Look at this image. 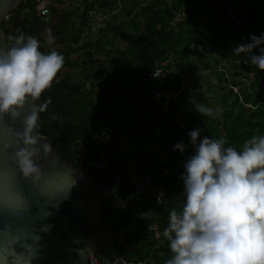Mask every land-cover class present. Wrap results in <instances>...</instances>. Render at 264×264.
<instances>
[{"label": "trees", "instance_id": "16d2710c", "mask_svg": "<svg viewBox=\"0 0 264 264\" xmlns=\"http://www.w3.org/2000/svg\"><path fill=\"white\" fill-rule=\"evenodd\" d=\"M147 2L143 4L132 0L124 8L127 17L132 16L126 23L132 25L136 31L131 35L127 45L117 50L119 58L125 60L120 68L109 70L104 60L98 64V60L95 59V53L106 57L112 54L109 48L112 42L109 41V35L105 30H102L104 34L95 41H85L78 46L68 45V50L63 52L64 65L51 88L44 93V98L48 95L52 97V103L47 111L42 113L43 133L49 138L55 137L62 128L75 131L85 129L94 116L109 111L114 103L124 105L132 102L131 105L116 109L109 117H101L95 123L93 131L99 130L102 124L114 127V139L106 146L95 147L89 143L91 133L62 137L64 145L61 154L76 164L74 148L85 145L88 151L87 160L90 163L84 164V167L95 176L97 181H103L107 187L113 184L115 170L120 160L126 156L118 140L122 133L144 139L145 126L150 128L148 132L150 135L155 133L157 127L164 128L160 146L167 153L168 161L161 160L157 155L156 161L150 163L147 154H139L144 162L142 176L154 178L158 185L166 188L164 203L157 206L153 197L146 193L135 196L129 206L120 211L108 203H103L100 207L103 217L119 230L135 226L147 219H152L164 228L168 223L170 209L182 205L184 183L180 174L185 170L183 162L195 148L190 145L184 152H180L174 149L173 145L181 140L190 144V129L201 127L202 136H223L227 138L229 144L237 147H242L244 141L253 134L264 133V70L248 61V53L239 55L233 53L232 59L225 58L223 54L227 50L233 51L238 42L250 40L251 33L260 34L264 31V0H148ZM116 3L117 0L85 1L79 15L78 34L83 33L88 14L96 6L109 10ZM39 4V0H22L19 7L29 8L34 14ZM134 7L138 9L135 14ZM49 8L52 12L58 11L54 4L49 5ZM72 15H74L72 11H66L61 14L60 19L67 20ZM40 18L41 26L31 18V14L27 18H22L21 11L14 10L3 22L7 37L23 32L35 35L41 40V33L47 22L41 15ZM139 24L143 25L142 30H139ZM72 39L75 42L79 37L74 36ZM198 44L204 50L202 56L206 60L212 48L222 53L216 59V64H223L225 58L229 74L225 72L223 74L218 70L211 72L218 77V81L221 80L225 84L223 88H228L225 94L226 102L208 119L202 118L199 121L193 116L190 122L184 124L183 120L178 119V104L181 99L179 98L172 102L168 116L162 119L157 115L154 105L146 103L147 98L158 88L154 81L148 78V74L157 60L168 57H176L180 60L177 66H183V59L190 48L200 49L197 47ZM80 49L85 50L86 55L82 62L69 57L71 50ZM41 50L46 51L42 44ZM209 63L210 65H205L204 68L214 69V65ZM81 65L83 71L90 66H96L95 71L87 75L90 85L84 84L86 92L82 91L84 85H80L76 80H68L63 74L64 70H71ZM199 69L195 66L192 71ZM232 84L240 85V94L233 91ZM161 87L164 88L166 85ZM198 102L205 103V100L199 99ZM104 148L113 151L107 156L106 163L101 157ZM121 169L123 171L121 188L114 196L117 202L137 191L132 174L124 168ZM110 210L113 211L112 216L108 213ZM147 210L151 213L150 217L142 216L141 213ZM106 213L108 216H104ZM122 214L119 219L113 217ZM126 242L135 246V249L122 250L121 253L136 260H155V264H165L172 255L169 242L159 243L154 240L147 227L128 232Z\"/></svg>", "mask_w": 264, "mask_h": 264}, {"label": "clouds", "instance_id": "9594fccd", "mask_svg": "<svg viewBox=\"0 0 264 264\" xmlns=\"http://www.w3.org/2000/svg\"><path fill=\"white\" fill-rule=\"evenodd\" d=\"M46 39L55 41L51 30ZM7 40L0 43V264H34L41 233L53 228L49 217L83 173L43 133L42 113L52 103L44 93L62 69L64 54L41 50L39 37L23 32ZM233 53H248V61L264 70V31L238 42ZM191 99L198 112L214 114ZM189 136L190 144L173 145L180 152L195 148L180 174L183 203L170 209L167 225L156 232L172 252L165 264H264V133L253 134L242 147L223 136H202L201 127ZM90 246L77 249L81 261Z\"/></svg>", "mask_w": 264, "mask_h": 264}, {"label": "water", "instance_id": "95a60500", "mask_svg": "<svg viewBox=\"0 0 264 264\" xmlns=\"http://www.w3.org/2000/svg\"><path fill=\"white\" fill-rule=\"evenodd\" d=\"M21 2L22 0H0V43H8L3 22L9 18L11 12L19 7ZM43 6V3L37 6L38 15H40ZM64 74L68 80L77 78V75L68 70ZM146 103L152 104L151 101ZM131 104L132 102L124 105L114 103L109 111L94 116L83 130L75 131L62 128L55 137L51 138L54 146L62 150L64 135L90 134L95 123L101 117H109L114 114L116 109ZM74 153L77 160V172H82L83 176L79 177V182L74 186L70 198L63 201L60 208L54 211V215L49 217L48 222L53 224V228L51 231L41 233V254L36 258L34 264H96V261L91 263L89 259L91 250L95 246L100 247L113 263L121 254V249H135V246L126 242L128 232L139 230L153 221L149 219L144 224L118 230L111 222L105 220L100 209L103 203H108L118 211L124 210L129 206L131 200L141 193H131L121 202H117L114 195L121 188L123 174L121 163L115 170L113 184L107 187L103 181H97L87 168L81 166L83 160L88 156V151L84 150L83 146H75ZM136 185L138 186L137 182ZM78 237L82 239L77 241ZM89 243L91 246L86 249L85 262L81 261L77 249Z\"/></svg>", "mask_w": 264, "mask_h": 264}, {"label": "rangeland", "instance_id": "374dc122", "mask_svg": "<svg viewBox=\"0 0 264 264\" xmlns=\"http://www.w3.org/2000/svg\"><path fill=\"white\" fill-rule=\"evenodd\" d=\"M80 1L84 0H53L52 4H54L57 8V12L51 11V18L47 21L49 29L45 30V32L41 33L42 39L41 44L45 47L46 51H50L53 48L58 49L62 53L68 50V45L72 44L74 46L81 45L84 41H87L89 38H95L97 36L102 35V30H106L108 33L116 32L115 36H108V39L111 44H109V48L111 51H114V55L112 54L109 57H102L101 54H95V59L98 60V64L105 61L106 65L109 67V70L120 68L124 63L123 59L118 58L119 53L117 52L118 48H123L127 45L128 41L131 39V35L134 34L133 31H136L135 28L126 23L131 18L127 17L125 12L122 10L119 11H107L96 6L92 10L91 13L88 14V21L86 22V26L83 29V33L78 34V29L80 28V12L83 10V7L80 5ZM148 0H141L143 4H145ZM85 3V2H84ZM148 3V2H147ZM118 6V5H117ZM98 7V8H97ZM116 7V6H114ZM113 8V7H112ZM111 8V9H112ZM66 11H72L74 15H72L67 20L60 19L61 14L66 13ZM117 15V16H116ZM141 18L139 19V21ZM59 21V22H58ZM58 22V23H57ZM124 25L122 26V24ZM53 24V25H52ZM57 26V28H56ZM65 27H67L65 29ZM130 27V30L128 29ZM65 29V30H64ZM143 29V25L139 24V30ZM51 30L52 34L55 36V41L50 43L47 39V33ZM101 33V34H100ZM74 36H78L79 40L72 39ZM104 39H106L104 37ZM80 41V43H78ZM210 46V45H209ZM213 46H211L212 48ZM62 48V49H60ZM64 50V51H63ZM202 48L199 50L191 47L189 53L183 59V67L187 68V70H193V67L198 66L202 69L205 65H210L209 62L213 63L221 56V52L218 50L211 49V52L208 54V61L202 60ZM207 54V52H205ZM225 58H233V51L227 50L223 53ZM184 56V55H183ZM70 58H75L79 62H82L86 58L85 50L78 51H70ZM201 59H200V58ZM118 58V59H116ZM225 58L224 64L225 65ZM172 64L177 65V62H180L176 57L171 58ZM192 62V63H191ZM216 65V64H213ZM182 67V66H181ZM77 70L76 72L80 73L84 72L86 75L95 71L96 66H90L86 71H83V66H79L74 68ZM233 71V69H232ZM65 70L63 71L64 74ZM222 72V71H221ZM224 74V72H222ZM79 75V74H77ZM234 76V75H233ZM235 77V76H234ZM198 82V83H197ZM195 85H193L194 93L188 95V98L180 99L181 103L178 104V111L180 112V118L185 122H190L193 116H196L198 120L208 119L211 115H205L198 112L193 106L192 97L199 101V99H204L205 104L214 109L216 112L221 106L226 102L225 94L228 91V88H223L225 85L221 80L218 81V77L212 73L203 74V78L199 79ZM86 84V86L90 85V82L82 84V86ZM86 86L82 88L83 92H86ZM221 118V115L219 116ZM146 131V135L144 139H141L137 136L130 137L127 133H122L119 142L123 145V152L129 153L133 150V153L140 152L147 154L148 159H150V163L156 161V156L159 155L160 159L163 161L167 160V153L160 146V138L162 136V132L164 130L163 127H157L155 129V133L150 135L148 132L150 130L149 127H144ZM140 148V150H138ZM112 149L104 148L102 151V158L104 162L106 161L107 156L112 154ZM135 155V154H134ZM168 161V160H167ZM110 216H112L113 211L108 212ZM122 215H114L115 219H119Z\"/></svg>", "mask_w": 264, "mask_h": 264}, {"label": "built area", "instance_id": "2783aa9c", "mask_svg": "<svg viewBox=\"0 0 264 264\" xmlns=\"http://www.w3.org/2000/svg\"><path fill=\"white\" fill-rule=\"evenodd\" d=\"M44 6L40 10V15L47 22L51 18V10L49 5L53 0H39ZM198 48H202L200 44ZM224 64V62H223ZM222 63L214 65V69L205 68L197 71L187 70L185 67L172 64L171 58L168 57L163 60H157L154 67L148 74V78L154 81V84L158 87L147 98L154 105L155 111L160 118H166L171 110V104L174 100H178L181 96L202 77L203 74L209 73L212 70H218L219 72H225L229 74L227 65ZM154 72H158L159 75H154ZM166 85L162 88L161 86ZM233 91L236 94H240V85H231ZM89 143L93 146H106L111 143L115 136V130L112 125L102 124L99 130L93 131L90 135ZM169 170H166V172ZM137 190L140 193L150 194L156 205L160 206L164 203L166 188L158 185L156 180L151 177H143L137 186ZM163 228L159 223L152 221L147 225V231L151 237L162 243L167 241L163 236L157 237L156 232L161 231ZM90 262L96 264H155V260L147 259H133L124 254H119V257L113 263L108 256L102 251L100 247H93L90 254Z\"/></svg>", "mask_w": 264, "mask_h": 264}, {"label": "crops", "instance_id": "0c3cea01", "mask_svg": "<svg viewBox=\"0 0 264 264\" xmlns=\"http://www.w3.org/2000/svg\"><path fill=\"white\" fill-rule=\"evenodd\" d=\"M85 1H87V0H84V1H80L81 3H80V5L83 7V3L85 2ZM131 1L132 0H117V3H116V5H114V6H116V7H114V6H111V8L109 9V10H107V11H119V10H122L123 12H125V10H124V8H126L127 7V5L128 4H130L131 3ZM134 1H138V2H141V0H134ZM150 1V0H149ZM118 5V6H117ZM98 8V7H97ZM95 10V9H94ZM137 10L138 9H136L135 7H134V14L137 12ZM96 11V10H95ZM92 12V11H91ZM134 16V15H133ZM129 18H132V16L131 17H129ZM126 23V22H125ZM124 25V23L122 24V26ZM129 30H130V27L128 28ZM135 31H133V33H134ZM105 33L107 34V35H112L113 37L115 36V33L116 32H112V33H108L106 30H105ZM101 34V33H100ZM104 33L102 32V35H103ZM101 36V35H100ZM100 36H97V37H95L94 39L93 38H89L86 42H88V41H95L98 37H100ZM85 42V41H84ZM124 48V47H123ZM122 48V49H123ZM60 49H62V48H60ZM97 49V48H96ZM95 48H94V50H96ZM118 50V49H117ZM64 51V50H63ZM65 52V51H64ZM97 52V51H96ZM118 52V51H117ZM64 54V53H63ZM95 54H99V53H95ZM112 54L114 55V51H112ZM111 54V55H112ZM102 57H106V56H102ZM109 58H110V56H108ZM118 58H119V56H117ZM118 58H116V59H118ZM200 58V57H199ZM72 59H75V58H72ZM201 59V58H200ZM205 61L206 60V58H204V57H202V60L201 61ZM206 61H208V60H206ZM205 61V62H206ZM124 62H125V60H124ZM213 64H216V62H213V63H211V65H213ZM205 65H206V63H205ZM204 65V66H205ZM204 66L202 67V69H205L204 68ZM201 69V68H200ZM68 71H70L71 73H73V74H75V75H77V74H79V75H77V77L78 76H85V80L87 79V75L84 73V72H81V74L80 73H78V72H76L77 70H75V69H67ZM67 70H65V71H67ZM203 78V75H202V77L200 78V79H202ZM75 79V78H74ZM73 79V80H74ZM198 83V82H197ZM81 85V84H80ZM195 85V84H194ZM193 86H191L182 96H181V99H184V98H188V95H191V94H193L194 93V89L192 88ZM180 101V100H179ZM179 103H181V101L179 102ZM179 120H182L181 118H180V112H179V118H178ZM187 122H185L184 121V124H186ZM123 146V145H122ZM138 150H140V148L138 149ZM126 154V156L123 158V160H124V162H127L126 164L123 162V161H120V163H121V166H122V168H124V170L126 169V170H128L131 174H132V178L133 179H135V180H137L138 179V177H140V176H142V175H140L141 174V172L143 171V166H144V162H143V159L142 158H140L139 157V154H140V152L138 153V152H136V153H133V150H131V152H130V154L129 153H125ZM135 154V155H134ZM106 156H108V155H106ZM102 157V156H101ZM103 159V158H102ZM104 161V160H103ZM104 163H106V161L104 162ZM123 172V171H122ZM137 178V179H136ZM106 216V215H105ZM107 216H108V214H107ZM127 241V240H126ZM128 244V243H127ZM130 245V244H129ZM128 250H133V249H128Z\"/></svg>", "mask_w": 264, "mask_h": 264}, {"label": "flooded vegetation", "instance_id": "af4514ba", "mask_svg": "<svg viewBox=\"0 0 264 264\" xmlns=\"http://www.w3.org/2000/svg\"><path fill=\"white\" fill-rule=\"evenodd\" d=\"M17 10H20L21 11V13H22V18H27L28 17V15H30L31 14V18H33L35 21H36V24L37 25H39V26H41L42 25V22H41V18H40V15H38V13H37V10L35 11V13L34 14H32V12H31V10L29 9V8H20V7H18L17 8ZM53 25V24H52ZM50 27H48V24H46L45 26H44V28H43V30H42V32H45V30H47V29H49ZM65 75V74H64ZM74 80H76L79 84H83V82L84 83H87L88 82V80L86 79L85 80V76L83 77V76H78L77 78H75ZM83 148H84V150H86L85 149V145L83 146ZM88 159V156L83 160V163L81 164V166H83L84 167V164H89L90 162L87 160ZM120 161H123L124 162V160H123V158L120 160ZM76 163H77V160H76ZM125 164L127 163V162H124ZM140 175H142V174H140ZM142 178H143V176H140V177H138V179L137 180H135V179H133V180H135L136 182H138V184H139V182L142 180ZM136 192H139L138 190L136 191ZM117 194V193H116ZM115 194V195H116ZM114 195V196H115ZM139 210V209H138ZM106 216H107V213L105 214ZM104 215V216H105ZM148 220V219H147ZM147 220H143V222H141V223H139V224H144ZM138 225V224H137ZM148 225V224H147ZM147 225H145V226H143L142 228H140V229H143V228H145V227H147ZM130 227V226H129ZM122 229H124V228H122ZM122 229H120V230H122ZM119 230V229H118ZM127 240V239H126ZM121 251H122V249H121Z\"/></svg>", "mask_w": 264, "mask_h": 264}]
</instances>
